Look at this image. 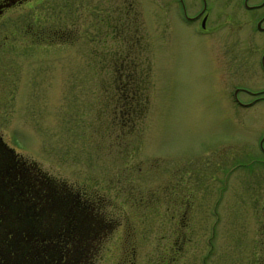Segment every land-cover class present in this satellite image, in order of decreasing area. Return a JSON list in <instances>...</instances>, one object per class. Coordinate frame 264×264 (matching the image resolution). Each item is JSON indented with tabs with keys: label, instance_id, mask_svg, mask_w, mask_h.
Here are the masks:
<instances>
[{
	"label": "rangeland",
	"instance_id": "374dc122",
	"mask_svg": "<svg viewBox=\"0 0 264 264\" xmlns=\"http://www.w3.org/2000/svg\"><path fill=\"white\" fill-rule=\"evenodd\" d=\"M135 1L140 41L130 33V51L89 2L77 19L1 20L4 34L20 32L9 34L14 57L0 64V140L19 165L11 184L0 168V261L13 257L16 214L25 217L33 181L49 178L80 190L88 219L100 224L85 230L82 264H264V102L245 107L232 94L246 101L239 87H264V43L258 33L244 38L264 8L237 4L226 23L208 18L210 37L169 0ZM229 25L236 34H223ZM30 26L63 35L31 40ZM122 52L134 66L119 61ZM125 69L134 80L145 71L147 100L123 125L112 80L125 81Z\"/></svg>",
	"mask_w": 264,
	"mask_h": 264
},
{
	"label": "flooded vegetation",
	"instance_id": "af4514ba",
	"mask_svg": "<svg viewBox=\"0 0 264 264\" xmlns=\"http://www.w3.org/2000/svg\"><path fill=\"white\" fill-rule=\"evenodd\" d=\"M86 2L92 3L91 10L94 17L109 18L108 25L112 29V32L122 35V41L126 42V45L129 46L131 44L130 33L134 36L137 35V32H139V27H137V25L140 24L139 19L142 18V14L135 0H121V4L118 2V4H115L116 0H0V64H3L4 56L14 57V38H11V44H9V34L18 35L20 32L18 27L12 32L9 31L4 34V30L1 29V25H3L1 24V20H4V24H6V18H16L14 24L18 25L19 19L22 18L40 20L42 18L49 19L51 17H58L62 20L69 17L71 19H77L79 16H82V3ZM103 3L107 5L102 6L101 4ZM169 3V6L174 4L179 7L181 16L185 21H199L200 26L206 30L210 37H212L210 34L213 32L212 29H207L208 18H210L212 25L216 22L222 24L226 23V21L232 17V11L229 9L236 7L237 4L244 7L246 11L253 13L254 11L257 12V10L259 11L264 8V0H169ZM199 3L200 6L198 7ZM219 3L220 6H218V10L213 11L212 7ZM189 8L190 10L192 8L193 11H190ZM167 9L169 10V7ZM100 10L102 11L101 14ZM254 16L255 32H250L246 37H244L245 35L243 37L248 39L250 35L253 36V33H258L264 43V9L262 12L260 11V14L256 13ZM132 19L137 22L133 26H131ZM235 22L239 23L237 20ZM228 27L227 29L224 28L226 29V32L223 33L224 35H230L231 32L236 34L235 31H232L230 25ZM31 28L30 26L24 29L26 35L31 37V40H34L35 37H39V40H44V36L47 34H45L44 29H38L40 27H36L35 31L32 33L30 30L33 28ZM52 30L56 32L53 34L48 33L47 35H63L60 30H58L60 32H57L56 28ZM36 41H38V39ZM139 41L138 36H136L135 42L138 43ZM3 49L5 50L4 52H2ZM23 51L28 52L29 50L24 49ZM230 52L231 51L228 49V53ZM213 55L219 58L222 63V65L219 66V73H217L220 77H223L224 65L226 62L224 63L217 51H215ZM230 57L235 61V51H232ZM121 61L124 62V60ZM229 65L233 66L234 64L230 63ZM257 66L259 71L264 75V46L261 48ZM6 67L4 70L5 72L7 71ZM119 81L123 82L122 80ZM239 89L250 94L251 98L246 101L241 100L238 96L239 91H235L234 89L232 92L233 98L238 104L248 107L259 101L264 102V87L252 90L242 86L239 87ZM120 97L122 98L121 95ZM113 99H115V108L112 110L123 116L124 114L128 115V107L126 106L127 103L123 102L124 99L122 101L118 97H113ZM125 118L129 121V117L122 118L121 124L123 125L127 121ZM263 141L264 138L259 141V149L264 156ZM5 153L4 149H0V157H6ZM40 182L46 186L40 185L36 187L34 185H36L37 182L34 183V181V184L32 183L31 185V198H29V200L31 208L30 215L32 217L22 221L27 222L30 226H37L36 230L33 233L26 234L24 237V235L19 234L17 228L14 229L10 238L11 243L14 245L13 257L5 258V253H3L2 257L4 259L0 261V264H82L81 257H83V252L81 242L85 239L84 235L87 232L85 230L92 227L93 230H96V227L98 225L100 226V224L96 223V225H94L92 223L98 222L95 218L91 220L88 219L89 215L84 212V206L82 205V193L80 190L73 192L70 189H66L64 186L54 187V183L50 182L49 178L41 179ZM44 189L46 191H44ZM41 216H44V218H41ZM15 226H17V224ZM22 241L28 243V245H26L28 249L26 251L15 250V248L17 249L20 247L19 244L22 243ZM6 253H8L7 256H9V252Z\"/></svg>",
	"mask_w": 264,
	"mask_h": 264
},
{
	"label": "trees",
	"instance_id": "16d2710c",
	"mask_svg": "<svg viewBox=\"0 0 264 264\" xmlns=\"http://www.w3.org/2000/svg\"><path fill=\"white\" fill-rule=\"evenodd\" d=\"M134 42H135V40H134ZM130 46L131 45H129V46L126 45L125 47L129 50ZM129 55H131V54H129ZM122 56L125 57V54L123 52H122ZM138 57H140V56H138ZM112 59H114L115 62L118 61L114 57ZM121 60H124V63H126L124 66H127V67L128 66H131V67L134 66L133 64L130 63V62H134V60H135L134 56H131V57L127 56V58L125 57V58L119 59V61H121ZM121 64H123V63H121ZM125 73H126V75H125L126 80L125 81L123 80V82H121V81L117 80V78L113 77V80H114V81L112 80V83L114 84L113 91L116 94L115 97H118L121 101L124 99L123 102L127 103L126 106L128 107L127 110L129 112V114L128 115L124 114V116L122 115V118L129 117V119L131 120L132 114L137 113L138 115H140V114H142V111L144 110V108H146V100L147 99H146V92H145L146 88L144 85L145 71L143 70L142 73H140V77H138L139 80H134V74L132 72H128L126 69H125ZM126 83L128 84V87H127ZM142 83L144 85L143 88H142V86H143ZM117 84H119L118 89L116 87ZM120 84H123V85L121 87H119ZM120 90H121V93H120ZM120 95L122 96V98L120 97ZM12 171L13 170L11 168H7V172L9 173V175L7 174L5 176L6 177L5 183L6 184H11L12 182H16V181H14L15 178L13 177V175H11ZM8 188L10 189V186H8Z\"/></svg>",
	"mask_w": 264,
	"mask_h": 264
},
{
	"label": "water",
	"instance_id": "95a60500",
	"mask_svg": "<svg viewBox=\"0 0 264 264\" xmlns=\"http://www.w3.org/2000/svg\"><path fill=\"white\" fill-rule=\"evenodd\" d=\"M259 24V23H258ZM0 149H4L5 150V152H8V153H11L12 152V150L10 149V148H7L4 144H3V142H0ZM6 154V153H5ZM7 155V154H6ZM12 157V156H11ZM1 162H3V161H1ZM2 197V200H3V202H6L7 200L3 197V196H1ZM2 217V215H0V218Z\"/></svg>",
	"mask_w": 264,
	"mask_h": 264
}]
</instances>
